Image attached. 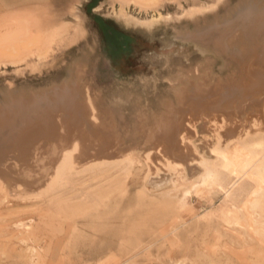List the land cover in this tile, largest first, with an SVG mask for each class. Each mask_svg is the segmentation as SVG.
<instances>
[{"label":"rangeland","instance_id":"rangeland-1","mask_svg":"<svg viewBox=\"0 0 264 264\" xmlns=\"http://www.w3.org/2000/svg\"><path fill=\"white\" fill-rule=\"evenodd\" d=\"M86 1L0 0V102L7 95L25 96L81 78L82 90L91 93L119 146L137 163L122 197L113 185L121 178L118 169L107 174L85 169L62 190L35 197L31 181L39 172L34 163L46 144L30 152V165L24 151L13 155V146L23 144L0 138V264H264V240L250 229L226 227L214 216L221 194L191 192L174 214L180 193L170 181L174 175L164 166V153L149 149L133 130L137 117H160L179 78L202 67L219 79L235 71L212 43L184 41L177 34L212 24L239 0H111L113 6L95 0L97 12L85 7ZM124 1H135V7L124 5V16L115 15ZM93 16L132 39L125 55L110 58ZM257 108L244 104L233 126L249 132L255 119L261 124L258 131L264 130ZM188 129L183 179L192 182L197 159L210 160L205 145L224 138L228 128L214 130L197 121ZM86 193L106 194V202L95 208L97 201L90 203L95 210L88 215L91 209L78 203ZM206 215L215 218L211 227L205 226Z\"/></svg>","mask_w":264,"mask_h":264},{"label":"bare ground","instance_id":"bare-ground-1","mask_svg":"<svg viewBox=\"0 0 264 264\" xmlns=\"http://www.w3.org/2000/svg\"><path fill=\"white\" fill-rule=\"evenodd\" d=\"M107 2L114 5L111 0ZM134 2H119L115 15L123 17L124 5L134 6ZM76 12V7L71 8L70 15L74 17ZM196 28L191 33L182 31L177 37L184 41L212 43L235 64V71L219 79L211 75L209 67H202L179 78L171 86L172 99L162 105L160 117L149 114L141 120L137 117L134 135L157 154L164 153V166L173 173L170 181L180 193L173 203L175 215L185 207L186 196L191 192L208 196L221 194V209L214 216L224 219L222 222L231 229L252 230L255 237L263 241L264 133L261 132L264 130L259 132L261 124L255 119L249 132L233 125L246 103L259 107L255 115L264 122V0H239L222 18ZM78 79L25 96L7 95L6 101L0 102V138L8 137L13 144H23L25 148L13 146V155L16 158L24 151L30 157V165L34 158L30 152L46 144L42 154L37 153L40 163L39 159L34 163L39 177L31 181L32 196L62 190L71 183L73 175L85 169H94L99 174L118 169L121 178L113 185L116 195L122 197L133 164L137 162L126 153L127 148L119 146L121 140L114 138L110 120L99 112L91 93L82 90L83 79ZM197 121L214 130L224 126L228 129L224 131V138L217 137L205 145L210 160L197 159L194 181L186 182L183 164L188 162V150L183 142L191 123ZM165 154L172 162L164 158ZM148 177H145L146 185H149ZM143 193L140 192L141 199L145 197ZM82 196L77 202L87 206L86 209L95 201L94 208L106 202L104 193ZM90 209L87 215L95 210ZM205 217V226L211 227L215 218Z\"/></svg>","mask_w":264,"mask_h":264},{"label":"trees","instance_id":"trees-1","mask_svg":"<svg viewBox=\"0 0 264 264\" xmlns=\"http://www.w3.org/2000/svg\"><path fill=\"white\" fill-rule=\"evenodd\" d=\"M89 10L93 9L92 3L88 4ZM87 14H90V12ZM93 21L99 26L103 42L106 50L109 52L110 58H119L126 54L130 46L132 39L125 33L119 31L117 28L112 26L109 21H105L98 16H93Z\"/></svg>","mask_w":264,"mask_h":264},{"label":"crops","instance_id":"crops-1","mask_svg":"<svg viewBox=\"0 0 264 264\" xmlns=\"http://www.w3.org/2000/svg\"><path fill=\"white\" fill-rule=\"evenodd\" d=\"M95 0H88L85 3V7L87 8L88 4L92 3V6L94 7L91 11H96V9L98 8V5H94ZM97 12V11H96ZM95 15V14H94Z\"/></svg>","mask_w":264,"mask_h":264}]
</instances>
